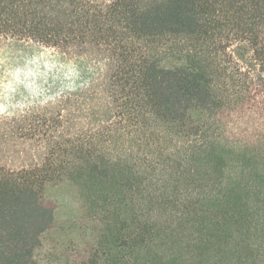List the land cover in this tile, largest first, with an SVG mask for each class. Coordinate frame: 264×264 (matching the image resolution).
Instances as JSON below:
<instances>
[{"label": "trees", "instance_id": "1", "mask_svg": "<svg viewBox=\"0 0 264 264\" xmlns=\"http://www.w3.org/2000/svg\"><path fill=\"white\" fill-rule=\"evenodd\" d=\"M6 41L75 57L80 80L33 109L0 114V150L31 144L40 154L0 162V264H45L35 252L56 226L48 191L67 179L119 172L130 189L157 191L153 130L176 139V160L220 169L214 186L264 191V0H0ZM87 110V127L76 128ZM112 127L145 146L138 170L129 160L102 165L97 146L125 139L107 137Z\"/></svg>", "mask_w": 264, "mask_h": 264}, {"label": "rangeland", "instance_id": "2", "mask_svg": "<svg viewBox=\"0 0 264 264\" xmlns=\"http://www.w3.org/2000/svg\"><path fill=\"white\" fill-rule=\"evenodd\" d=\"M79 80L75 57L23 42L0 43L1 115L33 109L75 89ZM103 100L93 104L99 107ZM91 111L81 115L76 128L87 127ZM111 129L107 137L125 139L117 146H97L102 165L129 160L138 170L148 155L145 146L135 141V132ZM153 133L161 155L152 172L157 191H134L119 172L112 178L86 174L53 187L48 194L57 202L56 226L35 252L39 262L76 264L92 257L97 264H264V191L214 186L220 169L214 172L200 158L176 160L171 154L176 139L164 141V130ZM238 141L235 137V147ZM37 149L19 144L0 150V162L22 166L40 158Z\"/></svg>", "mask_w": 264, "mask_h": 264}]
</instances>
